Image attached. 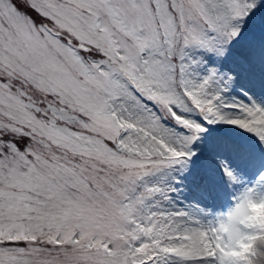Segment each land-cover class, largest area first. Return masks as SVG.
<instances>
[{
    "label": "snow or ice",
    "instance_id": "obj_1",
    "mask_svg": "<svg viewBox=\"0 0 264 264\" xmlns=\"http://www.w3.org/2000/svg\"><path fill=\"white\" fill-rule=\"evenodd\" d=\"M253 205L264 0H0V264H264Z\"/></svg>",
    "mask_w": 264,
    "mask_h": 264
},
{
    "label": "clouds",
    "instance_id": "obj_2",
    "mask_svg": "<svg viewBox=\"0 0 264 264\" xmlns=\"http://www.w3.org/2000/svg\"><path fill=\"white\" fill-rule=\"evenodd\" d=\"M252 211L254 213V219L264 223V205H253Z\"/></svg>",
    "mask_w": 264,
    "mask_h": 264
},
{
    "label": "rangeland",
    "instance_id": "obj_3",
    "mask_svg": "<svg viewBox=\"0 0 264 264\" xmlns=\"http://www.w3.org/2000/svg\"><path fill=\"white\" fill-rule=\"evenodd\" d=\"M179 198L182 203H187L188 199L190 198V193L182 190L179 194Z\"/></svg>",
    "mask_w": 264,
    "mask_h": 264
}]
</instances>
